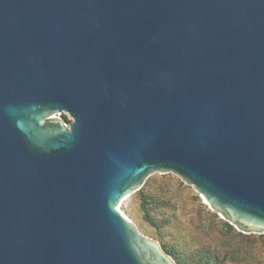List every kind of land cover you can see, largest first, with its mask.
I'll use <instances>...</instances> for the list:
<instances>
[{"label":"water","instance_id":"obj_1","mask_svg":"<svg viewBox=\"0 0 264 264\" xmlns=\"http://www.w3.org/2000/svg\"><path fill=\"white\" fill-rule=\"evenodd\" d=\"M168 173L264 233V0H0V264H176Z\"/></svg>","mask_w":264,"mask_h":264},{"label":"rangeland","instance_id":"obj_2","mask_svg":"<svg viewBox=\"0 0 264 264\" xmlns=\"http://www.w3.org/2000/svg\"><path fill=\"white\" fill-rule=\"evenodd\" d=\"M61 118L72 122L66 114ZM120 206L176 264H264V233L227 227L230 223L173 173L150 177Z\"/></svg>","mask_w":264,"mask_h":264},{"label":"trees","instance_id":"obj_3","mask_svg":"<svg viewBox=\"0 0 264 264\" xmlns=\"http://www.w3.org/2000/svg\"><path fill=\"white\" fill-rule=\"evenodd\" d=\"M227 225V227H229V228H232V225H230V224H226ZM164 249H165V251L168 253V254H170L169 253V251L168 250H166V248L165 247H163Z\"/></svg>","mask_w":264,"mask_h":264},{"label":"built area","instance_id":"obj_4","mask_svg":"<svg viewBox=\"0 0 264 264\" xmlns=\"http://www.w3.org/2000/svg\"><path fill=\"white\" fill-rule=\"evenodd\" d=\"M59 117H61V116L59 115Z\"/></svg>","mask_w":264,"mask_h":264},{"label":"bare ground","instance_id":"obj_5","mask_svg":"<svg viewBox=\"0 0 264 264\" xmlns=\"http://www.w3.org/2000/svg\"><path fill=\"white\" fill-rule=\"evenodd\" d=\"M129 219V218H128Z\"/></svg>","mask_w":264,"mask_h":264}]
</instances>
